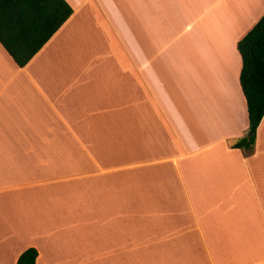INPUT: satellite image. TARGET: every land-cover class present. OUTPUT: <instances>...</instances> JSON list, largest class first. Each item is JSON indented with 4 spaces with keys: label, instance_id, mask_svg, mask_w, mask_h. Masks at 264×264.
Listing matches in <instances>:
<instances>
[{
    "label": "crops",
    "instance_id": "obj_1",
    "mask_svg": "<svg viewBox=\"0 0 264 264\" xmlns=\"http://www.w3.org/2000/svg\"><path fill=\"white\" fill-rule=\"evenodd\" d=\"M24 66L0 44V264H264V116L237 42L264 0H66Z\"/></svg>",
    "mask_w": 264,
    "mask_h": 264
},
{
    "label": "trees",
    "instance_id": "obj_2",
    "mask_svg": "<svg viewBox=\"0 0 264 264\" xmlns=\"http://www.w3.org/2000/svg\"><path fill=\"white\" fill-rule=\"evenodd\" d=\"M66 0H0V44L18 67H24L72 14ZM239 84L245 98L250 136L231 144L251 150L264 116V14L237 42ZM35 248L24 250L16 264H35Z\"/></svg>",
    "mask_w": 264,
    "mask_h": 264
},
{
    "label": "water",
    "instance_id": "obj_3",
    "mask_svg": "<svg viewBox=\"0 0 264 264\" xmlns=\"http://www.w3.org/2000/svg\"><path fill=\"white\" fill-rule=\"evenodd\" d=\"M249 136H250V133L247 134V137H249Z\"/></svg>",
    "mask_w": 264,
    "mask_h": 264
}]
</instances>
